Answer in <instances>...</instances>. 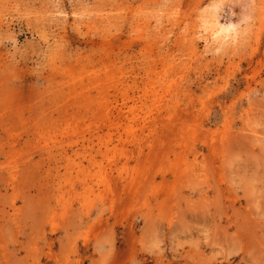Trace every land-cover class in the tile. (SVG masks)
Masks as SVG:
<instances>
[{"label":"rangeland","instance_id":"rangeland-1","mask_svg":"<svg viewBox=\"0 0 264 264\" xmlns=\"http://www.w3.org/2000/svg\"><path fill=\"white\" fill-rule=\"evenodd\" d=\"M0 264H264V0H0Z\"/></svg>","mask_w":264,"mask_h":264},{"label":"bare ground","instance_id":"bare-ground-1","mask_svg":"<svg viewBox=\"0 0 264 264\" xmlns=\"http://www.w3.org/2000/svg\"><path fill=\"white\" fill-rule=\"evenodd\" d=\"M229 22H230V21H229ZM230 24H232V23L230 22ZM234 24H235V22H234ZM234 24H233V26H234ZM227 25L230 26L229 24H227ZM227 25H226V26H227ZM228 26H227V27H228ZM222 27H223V26H222ZM227 27H225V29H224V30H226V32H227V30H228ZM223 28H224V27H223ZM228 28H229V27H228ZM232 28H234V27H231V29H232ZM230 31H231V30H230Z\"/></svg>","mask_w":264,"mask_h":264}]
</instances>
